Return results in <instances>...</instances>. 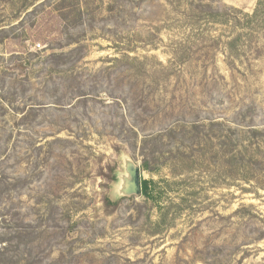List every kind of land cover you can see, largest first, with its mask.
Wrapping results in <instances>:
<instances>
[{"label":"rangeland","instance_id":"1","mask_svg":"<svg viewBox=\"0 0 264 264\" xmlns=\"http://www.w3.org/2000/svg\"><path fill=\"white\" fill-rule=\"evenodd\" d=\"M260 2L0 0V264H264Z\"/></svg>","mask_w":264,"mask_h":264},{"label":"water","instance_id":"2","mask_svg":"<svg viewBox=\"0 0 264 264\" xmlns=\"http://www.w3.org/2000/svg\"><path fill=\"white\" fill-rule=\"evenodd\" d=\"M126 171L128 177L124 181L122 193L125 196L141 195L142 193V179L140 168L135 162L127 156L125 158Z\"/></svg>","mask_w":264,"mask_h":264},{"label":"trees","instance_id":"3","mask_svg":"<svg viewBox=\"0 0 264 264\" xmlns=\"http://www.w3.org/2000/svg\"><path fill=\"white\" fill-rule=\"evenodd\" d=\"M67 0H58V2H60L61 4H60V7L61 6H64V4H65V2H66ZM35 4L33 3L32 5H30V6H34ZM264 5V0H261V2H260V7L261 6H263ZM59 10H60V13L63 11V9H62V7L61 8H59ZM62 16H65V15H62ZM60 17H61V15H60ZM260 17H261V12L259 11V10H257L256 11V14L253 16V19L254 20H258V19H260ZM247 18H251V17H249V16H247ZM5 33V31L4 30H1L0 31V35H3ZM5 38H8V37H5ZM142 187H143V190H142V195H144V196H147L148 195V187H149V183L147 182V181H142ZM16 236H17V238H21V234L20 233H18V234H16ZM0 244H5V241H3V240H1L0 241ZM6 246L7 245H4V247H3V249H1L0 250V255H3L2 253H3V251L6 249ZM17 264V263H16Z\"/></svg>","mask_w":264,"mask_h":264}]
</instances>
